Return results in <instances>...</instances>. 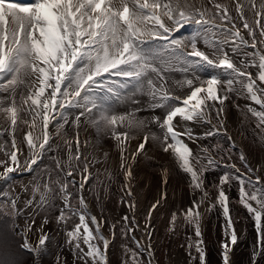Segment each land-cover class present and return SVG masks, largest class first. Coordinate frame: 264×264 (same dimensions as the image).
<instances>
[{
  "label": "snow or ice",
  "instance_id": "obj_1",
  "mask_svg": "<svg viewBox=\"0 0 264 264\" xmlns=\"http://www.w3.org/2000/svg\"><path fill=\"white\" fill-rule=\"evenodd\" d=\"M0 116V219L11 218L0 264H159L162 214L166 233L185 228L187 258L170 264H213L211 247L217 264H236L248 224L247 264H264V0H0ZM89 129L97 144L114 141L103 160L88 151ZM109 161L122 179L105 167V195L128 214L105 215L99 196L93 212L96 165ZM146 168L166 188L156 180L154 202L141 206ZM17 172L30 178L22 202ZM211 213L223 220L215 241L202 223ZM121 235L134 247L118 249Z\"/></svg>",
  "mask_w": 264,
  "mask_h": 264
},
{
  "label": "rangeland",
  "instance_id": "obj_2",
  "mask_svg": "<svg viewBox=\"0 0 264 264\" xmlns=\"http://www.w3.org/2000/svg\"><path fill=\"white\" fill-rule=\"evenodd\" d=\"M196 3H204L205 0H195ZM220 2L222 3H230V0H220ZM187 31L190 33L191 32V28H188ZM144 100H147V97L143 98ZM125 106L121 105L120 108L123 109ZM136 115L140 118H144L147 117L149 115V112L147 110V108L145 107L144 111H140L137 110ZM3 124V117L0 116V125ZM22 128L25 127L23 124L20 125ZM254 126V125H253ZM253 127H251V125H248V129H251ZM34 131L38 132V128L35 129ZM251 130H248L247 133L250 134ZM95 133V131L93 132ZM93 133H91V135H93ZM111 140V139H109ZM102 141L104 142H108V138H104L102 139ZM113 141V140H111ZM133 143H135V141H133ZM88 147L90 148V146L88 145ZM105 148H107L105 146ZM116 152V151H115ZM148 168H146V171L149 175V179L148 180H141L140 183L143 186L138 188V195L139 197H141L142 199L138 198V202L141 206L145 205V204H149L154 202L152 200L153 196L155 195L156 189L154 187L155 181L156 180H160V189L162 191L163 186V177L161 175L160 172L157 171H153L151 168L149 169L151 171V175L149 174V170H147ZM100 170V169H99ZM110 170V169H109ZM110 172L115 175V173L113 171L110 170ZM143 175V174H142ZM207 177L208 181H211L213 179H215V176L213 173H208L205 175ZM117 179H122V177H117ZM99 180L101 181L100 184H98L97 188L95 189V191L93 192V196L95 198V201L97 202V196H99L100 200L103 201L104 204V208H105V215H109V213L111 211H115L118 214H123L122 210H121V205L118 203V199L116 196L113 195H105V186H107L109 184V181L106 179L105 177V173H104V169L100 170V175H99ZM171 182L173 183V185L175 186V180L176 178L170 177ZM30 178H22V179H16V183H14L13 188H12V192L13 194H18L21 197V202L25 199V198H30V192L26 191V188H30ZM163 186V187H162ZM135 187V184H134ZM116 191V184H112L111 188H110V192H115ZM184 192H187L189 197H191L192 193L191 190L188 189L187 187L184 188ZM168 195L169 196H174V195H181V192L179 189H177V191L175 193L172 192L171 189H168ZM232 197H233V201L235 200V192L232 193ZM235 207H239V205H235ZM98 213H99V209H98ZM51 210L48 211H40L39 215L36 216V220L40 221L44 216H50ZM127 214V213H126ZM31 217V213L30 212H26L25 215H21V221L24 223L26 219ZM139 221L142 223H144V217L143 215H139L138 216ZM238 220L240 219L239 217L237 218ZM243 223H246V221H242ZM202 223L205 226V232L208 236V239L210 241H215L220 233V228L223 225V220L222 218H218L217 215L215 213H211L208 214L205 219L202 221ZM165 219L163 214L161 215V217L155 222V229L156 231L154 232V239L156 240L155 244L157 245L156 249L158 250V255L160 258L161 263L160 264H170V261H172L173 259L170 257V252H174V249L176 250H182L183 252L187 253L185 251V247L182 245H185V228L183 226H181L180 228V233L178 236L173 237L170 234L166 233L165 231ZM53 231L55 232V229L53 228ZM252 233H253V228L251 226V224H248L246 232L242 235V238L240 239L239 242V247L236 248L235 251V261L236 264H247L248 262V258L249 255L251 253L252 250ZM140 233H136L135 235L137 237H139ZM187 234L191 235V229H187ZM56 244H59L62 248L63 251L67 254L69 252V249L64 247V242L63 240L59 239V235H57V239L55 241ZM123 244L129 248H133L134 244L132 243L131 240L128 239V237L121 235V238L119 241H117V248L120 249V245ZM209 247H211V244L209 245ZM211 259L213 264H217V261L219 259V255L215 249V247H211Z\"/></svg>",
  "mask_w": 264,
  "mask_h": 264
},
{
  "label": "bare ground",
  "instance_id": "obj_3",
  "mask_svg": "<svg viewBox=\"0 0 264 264\" xmlns=\"http://www.w3.org/2000/svg\"><path fill=\"white\" fill-rule=\"evenodd\" d=\"M20 2H21V0H20ZM23 3H26V2H23ZM233 119H235V116H233ZM229 126L233 128V124H232V122L229 123ZM89 132H90V129H89ZM109 144H114V143L111 141V142H109L107 145H109ZM107 145H106V147H107ZM100 149H101L100 156L103 158V153H104V151H105V150H108V149H107V148H100ZM115 151H116V150H115L114 148L111 149V150H110V156L115 157V155H116V152H115ZM98 155H99V154H98ZM149 155H151V153H150ZM102 160H103V159H102ZM148 163L154 164V163H156V162H155V160H151V161H148ZM105 167L109 168L111 171H113V172L115 173V175H117V166H116L115 163H113L112 161H109L107 164L102 163V164L99 165V169H100V170L105 169ZM149 169H150V168H148L147 170H149ZM148 172H149V174L151 175V171L149 170ZM117 177H119V176L117 175ZM173 198L179 200V199L181 198V195H174ZM90 203H92L91 199H90ZM91 205H92V204H91ZM92 209H94V208L92 207ZM121 210H122L123 214H126V213H127V208H126V207L121 206ZM137 219H138V218H137ZM138 221H139V219H138ZM139 223H140L141 226H143L142 223H141L140 221H139ZM242 223H243V222H242ZM135 234H136V233H134V235H135ZM139 236H140V234H139ZM176 257H177L179 260H184V259H186L187 254H185V253H183V252H180V253H177Z\"/></svg>",
  "mask_w": 264,
  "mask_h": 264
}]
</instances>
